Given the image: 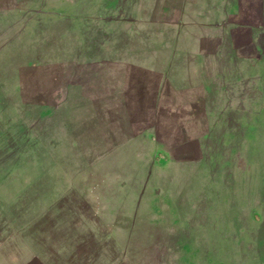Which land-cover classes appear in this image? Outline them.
<instances>
[{"label": "rangeland", "instance_id": "rangeland-1", "mask_svg": "<svg viewBox=\"0 0 264 264\" xmlns=\"http://www.w3.org/2000/svg\"><path fill=\"white\" fill-rule=\"evenodd\" d=\"M171 1L0 0V264H264L262 168L203 167L189 159L195 144L178 143L176 161L193 162L185 219L161 197L181 195L178 173L170 193L161 186L164 152L145 160L137 217L126 206L139 175L100 164L103 140L143 119L161 133L186 128L167 126L179 112L158 110L182 94L168 89L181 32L164 26Z\"/></svg>", "mask_w": 264, "mask_h": 264}, {"label": "crops", "instance_id": "crops-1", "mask_svg": "<svg viewBox=\"0 0 264 264\" xmlns=\"http://www.w3.org/2000/svg\"><path fill=\"white\" fill-rule=\"evenodd\" d=\"M168 16L164 26H181L174 61L181 64L171 63L170 67L179 83L168 89H177L182 94L178 100L168 92L160 105L156 97L154 107L179 112L182 120L167 126L186 128L178 132L164 129L161 133L160 120L143 119L139 125L142 131L137 129L134 133L127 129L125 134L112 133L103 140L99 156L100 164L110 173H120L127 179L129 175L130 178L139 175L143 188L131 195L133 206H126L128 214L135 213L137 217L144 197L145 160L164 152L173 162L163 164L166 175L160 177L165 183L161 186L170 193L171 176L178 173L181 178L176 191L181 195L175 196L174 203L170 194L161 197L168 201L170 213L172 208L177 212L178 203L186 207L183 213L186 219L192 217L193 162L176 161L178 143L195 144L196 152L191 150L189 159L205 160L201 162L203 167L215 158L216 166L222 169L228 160L234 174L238 173L236 168L245 167L246 171L239 174L251 175L253 168V175L257 173L256 166L264 174V0H174L168 4ZM151 126L154 129L145 136L144 129ZM162 138L169 150L160 142ZM187 167L189 171L184 172ZM183 178L189 180L188 187ZM159 204L149 205V212L159 215ZM89 205L93 206L90 201Z\"/></svg>", "mask_w": 264, "mask_h": 264}]
</instances>
